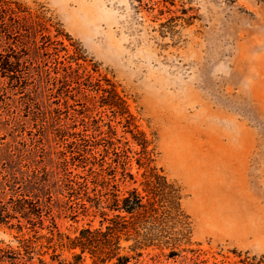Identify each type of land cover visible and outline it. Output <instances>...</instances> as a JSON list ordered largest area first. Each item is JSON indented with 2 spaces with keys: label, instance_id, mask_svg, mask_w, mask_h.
<instances>
[{
  "label": "rangeland",
  "instance_id": "374dc122",
  "mask_svg": "<svg viewBox=\"0 0 264 264\" xmlns=\"http://www.w3.org/2000/svg\"><path fill=\"white\" fill-rule=\"evenodd\" d=\"M5 1L16 12L0 1V204L37 200L43 224L72 235L100 217L70 218L66 171H120L127 155L135 182L123 185L155 167L187 216L177 255L149 248L143 264H264V0ZM110 84L147 140L141 166L125 117L102 104ZM16 223H0V249L32 234ZM51 254L44 264H58Z\"/></svg>",
  "mask_w": 264,
  "mask_h": 264
},
{
  "label": "trees",
  "instance_id": "16d2710c",
  "mask_svg": "<svg viewBox=\"0 0 264 264\" xmlns=\"http://www.w3.org/2000/svg\"><path fill=\"white\" fill-rule=\"evenodd\" d=\"M0 1L11 13L16 12L11 1ZM14 4L18 12H25L19 3ZM8 17L16 21L13 15ZM102 90L108 94L104 95L102 104L113 111L117 109L116 112L125 117L132 139L141 146V156L137 159L141 166V160H149L146 138L139 131L133 133L131 114L114 86ZM126 156L120 163V171L109 165H99L97 171L88 169L87 177L66 171L62 185L66 198L63 207L70 218L88 215L91 210L92 216L100 217L97 225L86 223L72 235L60 231L53 221L44 225L43 216L48 214L49 208L45 211L37 200L11 199L12 213L0 204V223L13 218L19 230L22 228L20 219L33 226L32 234L22 233L16 237V249H0V260H7V264H44L43 255L48 250L52 253L50 258L58 264H85L87 261L88 264H143V255L149 248H167V257L177 255L180 242L187 238V216L180 208V187L155 167L144 170L140 188L123 185L126 181L135 182L132 173L124 167ZM63 252H67L68 257L61 258Z\"/></svg>",
  "mask_w": 264,
  "mask_h": 264
}]
</instances>
